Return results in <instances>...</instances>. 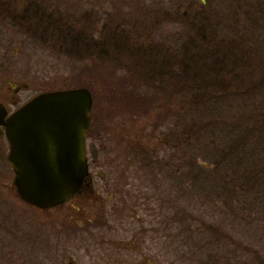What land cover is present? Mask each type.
I'll list each match as a JSON object with an SVG mask.
<instances>
[{
	"label": "rangeland",
	"instance_id": "obj_1",
	"mask_svg": "<svg viewBox=\"0 0 264 264\" xmlns=\"http://www.w3.org/2000/svg\"><path fill=\"white\" fill-rule=\"evenodd\" d=\"M171 1L43 0L37 8L34 0H0V7L7 6L5 10L11 13L6 18L0 12V75H6L0 78V89L8 94L6 77L10 76L27 82L22 96L80 86L92 91L96 130L91 143L96 142L102 153L99 164L91 163V167L94 172L105 170L112 181L103 203L113 209L117 199L112 203L110 193L118 188L114 183L120 175L128 182L124 188L129 194L130 219L135 213L156 227L166 219L161 231H149L143 242L135 243L152 257L145 264H264V0L257 4L255 0H177L176 5ZM142 4L154 6L157 23L146 22L145 43L153 41L176 50L186 41V32L199 28L212 32L214 42L225 40L232 46L237 45L236 36L243 35L245 40L239 39L245 52L236 54L234 49L239 47L235 46L222 57L225 66L233 59L237 70L232 76L217 73L210 61L214 56L204 53L201 58L211 68L190 71L192 65H185L182 84L177 83L180 86L175 85L170 94L172 86L165 90L156 81L146 87L145 75L137 73L136 79L107 58L69 57L60 49L57 30L53 37L38 40L35 32L26 29L29 23H23H38L51 8L59 14L56 20L54 14L48 16L50 29L68 19L79 32L84 27L81 32L89 40L97 41L106 37L120 16L134 19L141 15ZM193 11L208 15V21L200 19L199 28L188 23ZM60 12L67 14L61 16ZM124 23L129 26V21ZM204 62L201 67L208 66ZM134 79L145 82L136 92L156 94L149 104L127 100L126 91L136 89L131 84ZM196 79L197 83L191 82ZM164 82L173 85V78ZM202 93H210L209 101L200 100ZM3 151L2 156L0 149V264H54L52 244L57 239L60 264H141L143 255L135 252L128 220L117 212L108 213L104 228L71 226L75 233L64 229L59 236H53L50 214L46 217L30 209L25 216L16 209L8 214L9 203L16 208L21 203L7 185L10 149L6 146ZM95 180L104 189L105 181L99 176ZM25 235L30 240L24 241ZM66 247L69 249L62 251ZM151 247L155 252L148 251ZM237 254L243 255L240 260Z\"/></svg>",
	"mask_w": 264,
	"mask_h": 264
},
{
	"label": "water",
	"instance_id": "obj_2",
	"mask_svg": "<svg viewBox=\"0 0 264 264\" xmlns=\"http://www.w3.org/2000/svg\"><path fill=\"white\" fill-rule=\"evenodd\" d=\"M92 106L90 89L81 86L42 92L9 116V161L24 200L51 208L83 187Z\"/></svg>",
	"mask_w": 264,
	"mask_h": 264
},
{
	"label": "trees",
	"instance_id": "obj_3",
	"mask_svg": "<svg viewBox=\"0 0 264 264\" xmlns=\"http://www.w3.org/2000/svg\"><path fill=\"white\" fill-rule=\"evenodd\" d=\"M171 4H178L177 0H172ZM143 7L141 8V15L138 17H134V19H126V17L120 16L118 20L116 21V24H114L112 27L108 28V33L106 34V37L101 38L97 41L89 40L87 35L83 34L81 31H85L84 27L79 30L76 28V25H73L72 21L68 20H61L58 24H55L54 26L51 25V29L49 26L42 28L36 27L35 33L39 36L41 39H45L46 37H53L55 35V31L57 30L56 37L59 40V44L61 46V51H63L67 56L72 57L76 60L82 59L85 57H94L97 56L100 59L107 58L109 61L113 62L115 61V65L117 68H126L129 70V72L135 77L138 73L139 75H145L147 78L146 80V87L147 84L153 85V83H156L158 81L159 83L157 86L160 88L165 87L164 89L170 90L168 86H172V91H170V94L174 92L175 85L179 83L180 85L183 82V67L186 65H192L190 67V71L195 69L200 70V68H211V65H208V62H204L205 59L201 58L204 53L209 52L211 55L214 56V58L210 59L212 62V65L217 66L216 70L217 73H229L230 76H232V71L237 70V65L232 60L229 61V64L225 66V64L222 63V60L225 55L229 54L230 50H232L235 46H238L239 49H234L236 54H240L241 51H244L243 47H245L244 44L240 45V39L243 38V35L236 36L235 40V46H232L231 43L228 41H220L216 40V42L213 41L214 37L209 33V30H205L204 28H199L197 24H203L206 21H208L209 17L208 15L201 16L197 11H193L192 18L188 17V23L195 24L199 30L198 31H189L186 32L184 36L186 37V41L183 45H181V48H177L176 50H172L174 47H162L157 44V42L149 41L147 43L143 40V35L145 34L147 30V23H150V25H155L156 19H155V13L152 11V7L149 4L145 5L142 4ZM153 5H156L153 4ZM124 11L122 10L121 14ZM181 12V10H180ZM61 13V12H60ZM179 13V12H178ZM67 14V13H61V16ZM190 15L191 13H185ZM183 14V15H185ZM180 18V17H179ZM87 19V18H85ZM203 19V23H201L199 20ZM49 20V18H45L44 22ZM129 21V26L124 25V22ZM179 23H183V20H179ZM192 22V23H191ZM50 23L52 24V20L50 19ZM110 24V22L108 23ZM44 27V28H43ZM201 27V26H200ZM42 29V30H41ZM147 35V34H146ZM144 35V36H146ZM233 35V34H232ZM183 36V37H184ZM44 37V38H43ZM245 40V37L243 38ZM189 42V43H188ZM128 43H131V46H128ZM135 43V44H133ZM226 43V44H225ZM203 44V45H202ZM204 44L207 45V47L204 48ZM205 45V46H206ZM228 45V46H225ZM232 48H230V46ZM252 46V45H251ZM248 50H250V46L247 45ZM201 50H200V49ZM245 52V51H244ZM235 54V55H236ZM204 62L208 66H202L201 62ZM200 65V66H199ZM247 65V64H246ZM185 66V67H186ZM248 66L246 67V69ZM213 69V68H212ZM245 72V70H241L240 73ZM199 73L197 75L199 76ZM220 75V74H219ZM132 76V77H133ZM152 79H150V78ZM235 78H239L240 76H235ZM136 79L138 77H135ZM166 78H173V85H170L169 82H164ZM132 79V78H131ZM136 79L132 80L131 84L136 89L134 93L129 92V90L126 91L127 100H134L138 101L139 103H150L153 99H155L156 94L151 92L153 95H147L142 90H137V86H144L143 83L139 84L136 82ZM164 80V81H163ZM202 83L203 79H201ZM152 84H151V83ZM164 82V83H163ZM192 83H197L196 80H191ZM176 85L179 87L180 85ZM196 84H193L195 87ZM225 83H223V86ZM139 86V87H140ZM158 88V87H157ZM199 88V87H196ZM180 89V88H179ZM128 92V93H127ZM109 94H113V92L108 89ZM200 100L205 103L206 101H209L210 93H202L200 94ZM199 95V96H200ZM138 96L140 98H138ZM196 96V94H194ZM199 99V98H197ZM142 104V103H141ZM244 250V249H242ZM245 253V250L243 251ZM241 254V253H240ZM237 254V257L239 260L243 255ZM215 261L213 260V263ZM261 262V261H260ZM263 262V261H262Z\"/></svg>",
	"mask_w": 264,
	"mask_h": 264
},
{
	"label": "flooded vegetation",
	"instance_id": "obj_4",
	"mask_svg": "<svg viewBox=\"0 0 264 264\" xmlns=\"http://www.w3.org/2000/svg\"><path fill=\"white\" fill-rule=\"evenodd\" d=\"M42 1L43 0H34V6L38 8L41 5ZM6 7L7 6H3V7L1 6L0 12H3L4 17L7 18V16L9 17V15H11V13L10 11L5 10ZM45 14H46L45 16L38 19V23L31 24L29 20L26 21L23 20V23H29L26 29L27 30L29 29L28 30L29 32L30 30L33 31L34 33L36 31L35 30L36 27L42 28L43 25L44 27L46 26V23L44 22L45 18H48L49 15L54 14L55 16L53 15L52 18L55 19L58 17L59 11L48 8L47 11L45 10ZM24 19L26 18L24 17ZM27 30H25V32H27ZM38 40H41V38H38ZM5 76L6 75L1 74L0 78H3ZM6 82L8 86L7 88L8 94L3 95L5 89L4 90L3 88L0 89V96L2 97L0 99V138L2 139V141L0 139V149L2 150L1 152L2 156L4 154L3 149L6 146H8L10 149V143L6 133V128H7L6 123L9 115L14 111H16L18 108H20L22 105H24L28 100H30L35 95V94L30 96L21 95V93L23 94L25 88L28 87V84L25 81H18L14 78L11 79L10 76H7ZM91 115H92V111H91ZM95 130L96 127L94 125V117L92 115V123L87 131V156L89 161L90 172L87 181L84 183L83 187L79 190L77 194H75L67 202L58 204L51 208H42L35 204L29 203L20 196L18 192V186L15 182V178H16L15 171L12 167V164H9V170L7 172L9 173L10 184L8 182L7 185H9L11 193H14V196L16 195L15 197L19 199L18 202L21 204L19 205V207L16 208L13 204L9 203V206L7 207V212L8 214H13L16 209V211L21 216H25L27 214L28 209H30L32 210V212L42 213L46 217L49 216L50 214L51 216L49 217L51 219L53 236H59L64 229H66L67 233L69 232L75 233V229H77L76 227H79L78 229H80V227L81 228L86 227L87 229H89L90 227H93L92 225H94L95 227H98V229L104 228L107 223L108 213L112 214L113 211L117 212L119 213V215L122 216L123 219H125L126 221L128 220L127 222L129 224L128 228L132 229L133 235L135 236L133 239H131L136 249L135 252L139 254L141 253V255H143V258L140 260V262L141 264H145L144 260L148 258L152 259V257L145 255L147 252L144 251V248L143 246H141V244L136 245L135 243L143 242V240L146 238L144 237L145 233H148L149 231L156 229H157L156 231H161L162 227L165 225L166 219L161 220L160 223L157 225V227L154 223H150L147 221L146 218H143L139 215H135V213H133L132 211L131 212L133 213V215H132V219H130L131 214L127 212V200L129 198V194H128V190L124 188V185L127 184L128 182L123 181V178L120 175H119V181L117 183L113 182L116 187L118 186V188L115 191H111L110 193V200L112 201V203L114 202L115 199H117L113 204L114 205L113 209H110L108 205H105L103 203L104 201L103 194L105 193V190L109 188V184L112 181L108 178L107 172L105 170H100V172H96V171L94 172L93 170L94 167L93 166L91 167V163L99 164L98 157L100 153H102V150L98 147L96 142L92 141L91 143V137H92L91 135H93L92 133ZM98 176L105 181L104 189L100 188L99 184L96 183L95 179H97ZM98 202L99 205H97ZM138 209L139 207H137V209H134V212H137ZM28 221L29 220H27V223ZM76 223L78 224L77 226ZM71 226L73 227L75 226V229L72 230L73 228H70ZM84 229L85 228H82L81 230ZM165 229L166 228H163L164 231ZM23 231H24L23 233H29L28 230H23ZM77 233H81V231L78 230ZM90 233L92 237L95 238L94 237L95 234L91 231ZM25 238L26 239H24V241L30 240V238H28L26 235ZM101 242L102 243L106 242V239H102ZM52 249H53L52 252L54 258V264H60L61 245L58 239L57 241L53 240ZM68 249L69 247L68 248L66 247V249H62V251L65 252ZM148 251L155 252L154 247H151V249H149ZM73 256L74 255H71L69 258L72 259ZM62 257H63L62 258L63 261H65L66 255Z\"/></svg>",
	"mask_w": 264,
	"mask_h": 264
},
{
	"label": "bare ground",
	"instance_id": "obj_5",
	"mask_svg": "<svg viewBox=\"0 0 264 264\" xmlns=\"http://www.w3.org/2000/svg\"><path fill=\"white\" fill-rule=\"evenodd\" d=\"M257 1H258V0H255V1H253V3H254V4H257ZM66 89H67V88H66ZM57 90H60V89H57ZM40 93H42V91H41V92H38L37 94H40Z\"/></svg>",
	"mask_w": 264,
	"mask_h": 264
}]
</instances>
